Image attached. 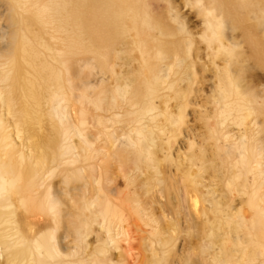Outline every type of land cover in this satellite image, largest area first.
<instances>
[{"label": "bare ground", "instance_id": "1", "mask_svg": "<svg viewBox=\"0 0 264 264\" xmlns=\"http://www.w3.org/2000/svg\"><path fill=\"white\" fill-rule=\"evenodd\" d=\"M1 8L0 264H264V0Z\"/></svg>", "mask_w": 264, "mask_h": 264}, {"label": "rangeland", "instance_id": "2", "mask_svg": "<svg viewBox=\"0 0 264 264\" xmlns=\"http://www.w3.org/2000/svg\"><path fill=\"white\" fill-rule=\"evenodd\" d=\"M0 11H1V12H0L1 16H0V17H1L2 19H4V17L6 18L5 15H6L7 12H5L4 9H2V8L0 9ZM190 20H191V22L194 23V24L198 23V20L196 19V17H195L194 15H191V16H190Z\"/></svg>", "mask_w": 264, "mask_h": 264}]
</instances>
